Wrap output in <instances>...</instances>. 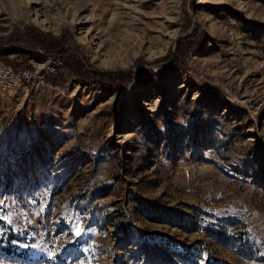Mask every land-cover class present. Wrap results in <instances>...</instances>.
Returning <instances> with one entry per match:
<instances>
[{
  "label": "rangeland",
  "instance_id": "1",
  "mask_svg": "<svg viewBox=\"0 0 264 264\" xmlns=\"http://www.w3.org/2000/svg\"><path fill=\"white\" fill-rule=\"evenodd\" d=\"M259 22L264 0H0V36L67 30L89 65L131 72L0 74V264H264ZM197 24L189 68L138 81Z\"/></svg>",
  "mask_w": 264,
  "mask_h": 264
},
{
  "label": "trees",
  "instance_id": "2",
  "mask_svg": "<svg viewBox=\"0 0 264 264\" xmlns=\"http://www.w3.org/2000/svg\"><path fill=\"white\" fill-rule=\"evenodd\" d=\"M259 23L264 24V22ZM206 39V31L197 24L192 34L181 36L178 39L174 52L170 51L151 60V62L163 63L154 68L142 70L137 77L138 81L142 83L159 81L173 71L189 68L187 61L189 56L199 50ZM18 45L30 49V51H20L17 48ZM82 47V44L75 41L67 30L60 34H54L34 24L16 26L8 35L0 36V57L13 63L15 68H19V66H24V69L32 68V64L28 66V59L32 56L39 61L46 60V53H42L38 49H42L48 54H61L62 64L56 67L55 72L44 76L43 79L47 82L66 85L69 76L82 84L98 83L103 86L119 87L129 79L131 80V72L128 73L120 69H100L89 65L88 62H85L84 57L78 54ZM13 52L16 53L17 59L8 56V53ZM142 59L139 57L136 61L141 62Z\"/></svg>",
  "mask_w": 264,
  "mask_h": 264
},
{
  "label": "built area",
  "instance_id": "3",
  "mask_svg": "<svg viewBox=\"0 0 264 264\" xmlns=\"http://www.w3.org/2000/svg\"><path fill=\"white\" fill-rule=\"evenodd\" d=\"M49 58H52V56H48V58H46V60L44 61H37L35 59H32V68H15L10 64L4 63L0 61V74H4L5 76V87L9 86L11 87L12 84L17 83L18 80H21V76L26 73H38V72H42L41 73V78L43 79L45 75H49L52 72L56 71V67L62 64V61L60 60V58H55L54 60V64H52L53 67H49L50 65L46 64L47 60ZM56 59H59L58 61H56ZM38 62V63H37ZM44 80V79H43Z\"/></svg>",
  "mask_w": 264,
  "mask_h": 264
},
{
  "label": "bare ground",
  "instance_id": "4",
  "mask_svg": "<svg viewBox=\"0 0 264 264\" xmlns=\"http://www.w3.org/2000/svg\"><path fill=\"white\" fill-rule=\"evenodd\" d=\"M138 14V13H137ZM131 15V14H130ZM86 17H90V15H88V16H86ZM126 17H128V16H126ZM130 18V17H129ZM122 19V18H121ZM135 24V23H134ZM120 25V24H119ZM125 27V26H124ZM130 27V26H129ZM121 31V30H120ZM120 38V37H119ZM118 48V47H117Z\"/></svg>",
  "mask_w": 264,
  "mask_h": 264
},
{
  "label": "snow or ice",
  "instance_id": "5",
  "mask_svg": "<svg viewBox=\"0 0 264 264\" xmlns=\"http://www.w3.org/2000/svg\"><path fill=\"white\" fill-rule=\"evenodd\" d=\"M76 235H77V236H79V235H80V233H79V232H77V233H76Z\"/></svg>",
  "mask_w": 264,
  "mask_h": 264
}]
</instances>
